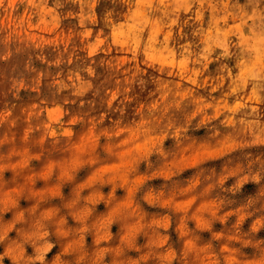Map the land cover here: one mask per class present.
Segmentation results:
<instances>
[{"label": "rangeland", "instance_id": "obj_1", "mask_svg": "<svg viewBox=\"0 0 264 264\" xmlns=\"http://www.w3.org/2000/svg\"><path fill=\"white\" fill-rule=\"evenodd\" d=\"M0 264H264V0H0Z\"/></svg>", "mask_w": 264, "mask_h": 264}]
</instances>
